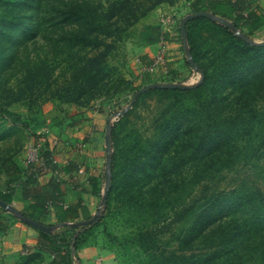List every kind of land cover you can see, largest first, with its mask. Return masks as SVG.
<instances>
[{
	"label": "trees",
	"instance_id": "trees-1",
	"mask_svg": "<svg viewBox=\"0 0 264 264\" xmlns=\"http://www.w3.org/2000/svg\"><path fill=\"white\" fill-rule=\"evenodd\" d=\"M55 1L49 8L57 23H62V47L77 50L91 46L101 50L104 46V53L100 55L104 58L122 38L117 26L122 9L126 8L133 15L132 24L161 2L170 0H146L143 3L116 0L111 3L110 10L104 12L90 0ZM26 3V0L21 3L12 0L0 14V46L4 54L6 37V44L14 45L21 40L23 43L28 36H35L43 23L44 0H39L36 8L24 6ZM16 5L23 12L34 13H16ZM136 5L141 7V12L137 13ZM190 8L191 13L209 11L225 18L233 27L206 17L189 20L186 25L187 52L198 65L196 71L202 74L201 80L184 88H155L142 93L132 108L114 123L111 140L117 150L111 165L112 186L104 208L111 206V192L119 181V142L125 126L137 113L141 100L156 96L153 99L156 117L152 118V127L146 129L145 136L136 128L140 136L134 147L139 150L134 152L124 177L133 179L128 189L133 190L132 197L139 191L134 190L138 179L145 180L143 197L154 209L155 225L143 232L142 238L151 241L160 233H171L177 245L160 254L163 264H264V44H254L249 39L263 16L251 0H193ZM202 21L218 29L228 40L229 48L236 50L234 54L229 50L224 52L213 67L200 61L191 32L193 25ZM15 24L22 31L19 36L14 34ZM148 32L147 41L160 40L159 26L150 25ZM14 56L15 48L4 59ZM174 81L169 79L167 82ZM152 83L133 84L118 75L108 80L105 93L113 97L129 90L130 103L139 89ZM0 115H6L14 122L21 121L19 114L4 107L0 108ZM40 156L45 165L40 172L43 174L54 158L49 152L43 155L41 149ZM31 166L29 179L35 188L30 210L20 214L46 225L42 216L52 207L58 219L75 222L67 226L68 231H72L69 237L39 229L42 243L36 251L51 253L53 264H66L69 257L80 261L77 248L81 232L94 224L77 226L83 220L79 211L81 205L79 202L67 203L64 180L56 176L47 186L39 187L38 176ZM3 168L9 178L6 189L0 190V200L13 204L16 193L13 183L19 180L21 170L10 158L5 160ZM186 172L189 173L188 181L184 176ZM89 181L90 191L100 196L102 181L100 183L97 177ZM186 187H189L187 201L183 199L181 204H172L165 209L166 203L183 197ZM17 218L14 212L0 204V234L3 235ZM30 259L29 256L25 262Z\"/></svg>",
	"mask_w": 264,
	"mask_h": 264
},
{
	"label": "rangeland",
	"instance_id": "rangeland-1",
	"mask_svg": "<svg viewBox=\"0 0 264 264\" xmlns=\"http://www.w3.org/2000/svg\"><path fill=\"white\" fill-rule=\"evenodd\" d=\"M11 1L0 0V14L5 12ZM26 1L24 6L33 5L34 8L39 2V0ZM90 1L104 12L110 10L111 3L116 0ZM137 1L143 3L146 0ZM192 1H163L132 24L130 23L134 18L133 15L128 13L126 8L122 9L118 14L120 18L117 24L122 38L104 58L100 56L104 53L102 52L105 50L104 46L101 50L100 47L91 46L77 50L62 47L63 33L60 27L62 23H57L49 8L56 2L55 0H44L41 13L43 23L37 29L35 36H28L23 43L22 40L16 41L14 45L6 44L8 40L6 37L3 42L6 47L5 54L0 46V108L4 107L19 114L21 121L14 122L6 115H0V190L6 189L9 178L3 168L5 160L10 158L17 163L27 162V154L32 145H39L43 155L47 152L51 153L54 160L59 154L73 159L85 155L96 159L95 157L100 155L96 147L99 142L103 146L101 164L107 175L108 127L111 126L112 129L119 119L120 112L127 108L131 98L129 90L110 97L105 93L107 82L120 75L134 84L137 77L145 82L144 80L148 81L149 78L159 74L160 71L153 73L140 71L142 63H145L142 47L148 43L149 26L157 25L163 36L170 35L174 39L177 38V42L174 43L170 36L165 37L170 45L169 54L171 47L174 49L181 46L183 49L179 54L181 55L179 60L182 61L179 65L180 69H169V64L168 72H161L167 75V78L175 79L174 83L189 86L196 84L193 82V67L189 64L188 44L184 45L180 35V23L191 13ZM251 2L263 16V21L253 29L249 39L253 42L264 41V0H251ZM17 6L14 7L16 13H34L23 12ZM137 8H139L137 13L142 11L141 7ZM164 15L171 16L173 22L164 25L161 22V17ZM1 19L2 17H0V25ZM34 20L31 22L33 23ZM115 20L116 16L112 22L114 23ZM17 26L18 24L14 25L15 36L22 34ZM191 32L200 61L207 66L210 64L213 67L218 61L216 59L228 50L231 54L236 52L233 47L229 48L225 36L209 22H198L193 25ZM14 48V58L4 59ZM171 56L173 55H168L169 63ZM184 71L189 74L182 77ZM154 98L156 96L141 100L137 113L127 122L121 135L117 162L119 181L115 183L111 192V206L107 209L101 206L106 186L104 179L103 192L97 196L94 204V216L98 213L102 214L100 221L81 232L77 253L84 250L90 256L88 260L91 264H163L160 262L163 255L160 254L177 245L170 232L155 235L156 238L151 241L142 238L143 232L155 225L156 217L152 215L154 209L143 197L146 194L145 180L138 179V185L134 190L139 191L136 197H132L133 190L130 192L128 189L131 188L133 179L124 178L134 152L139 150L134 147V144L136 146L138 144L137 138L141 133L145 136L146 129L152 127V118L156 117ZM95 115L99 116L98 119ZM94 118L101 122L103 127L100 135L92 130L95 124ZM84 127H88L87 130L90 131L89 142L86 145L78 142L79 138L71 136V133L74 134ZM136 128L140 130V134ZM78 145L82 146V151ZM110 146L113 160L117 146L112 140ZM146 175L144 177L147 178ZM188 175V172L184 173L187 181ZM188 192L189 187H186L182 192L183 197L166 203L165 209L170 208L172 204H181L183 199L187 201ZM77 226L81 227L78 224ZM62 232L60 230L58 235L65 237L72 235L71 230L66 231L67 233ZM42 257L43 254L35 250L31 253L29 261L24 260L23 263L0 261V264H37Z\"/></svg>",
	"mask_w": 264,
	"mask_h": 264
},
{
	"label": "crops",
	"instance_id": "crops-1",
	"mask_svg": "<svg viewBox=\"0 0 264 264\" xmlns=\"http://www.w3.org/2000/svg\"><path fill=\"white\" fill-rule=\"evenodd\" d=\"M170 35H166L165 37H169ZM174 43L177 42V38L174 39L170 36ZM176 40V41H175ZM160 47L159 41H148L142 47V53L144 56L143 61L149 62L151 58L157 53ZM182 48L177 46L173 49L171 47V54L173 55L170 57V68L169 69H180V64L182 63L181 54ZM175 65V66H174ZM141 71V68H140ZM159 74L154 76V78H149L148 81L144 80L145 82H167L169 78L167 75L163 74L161 71L163 69L156 70ZM165 72V71H164ZM176 73V70H174ZM188 72H182V77L186 76ZM189 74V73H188ZM193 74V73H192ZM139 77L136 78V84L145 83ZM97 116L98 119V115ZM96 118L93 119L95 124L92 127V130L96 132V134L102 133V125L101 122H98ZM88 127H84L82 130L78 132L71 133V136L74 138H79L78 142L82 143L83 145L88 144L89 142V133L90 131L87 130ZM91 130V131H92ZM103 143V142H102ZM98 155L95 157L89 156H81L78 159L68 158L67 156L59 154V157L56 158L50 168L45 171L43 174L38 176L37 184L39 187L47 186L50 180L56 176H59L60 179H63L65 182V192L67 194L68 204H76L80 203L81 208L79 209L81 213L82 221H87L94 216V204L95 200L97 199V194L92 193L90 191V178L97 177L103 182L105 179L104 169L102 168L101 164V153H103V146L98 142L96 145ZM94 159V161H93ZM17 163V162H16ZM20 170V178L19 180L13 183L15 188V195L12 206L17 210L18 213L21 211H28L29 203L31 202V198L33 196V189L34 183H31L29 176L32 166L28 164L26 161L22 163H17ZM76 168L75 170L69 171L70 168ZM89 190V191H88ZM91 200V201H90ZM49 213L47 215L42 216L43 222L47 225L52 227V233H59L61 230L68 231V225H74L75 222L72 221H62L58 219L55 215L53 208L49 209ZM16 214V213H15ZM17 215V214H16ZM18 216V215H17ZM80 221V222H82ZM79 223V222H78ZM77 223V224H78ZM42 243V238L39 232V228L35 227L34 225L24 221L19 216L14 222L11 224L9 229L2 235L0 234V261H5L7 263H21L26 260L32 252L38 250V245ZM40 250V249H39ZM42 252L43 257L37 264H53L54 256L51 253ZM80 261L77 258L69 257V262L66 264H91L88 260L90 256L86 254L84 250L78 252Z\"/></svg>",
	"mask_w": 264,
	"mask_h": 264
},
{
	"label": "water",
	"instance_id": "water-1",
	"mask_svg": "<svg viewBox=\"0 0 264 264\" xmlns=\"http://www.w3.org/2000/svg\"><path fill=\"white\" fill-rule=\"evenodd\" d=\"M198 17H206V18H209L211 20H216L218 23H221V24H223L225 26L233 27V24L230 21H228L225 18H221V17L215 16L209 11H199V12L191 13V14L185 16L182 19L181 23H180L181 36H182V40H183V43H184L185 46H187V44H188V42H187V30H186L187 22L189 20H191V19L198 18ZM241 35H242V33H241ZM251 42L254 43V44H260V45L264 44V41H260V42L251 41ZM188 56L190 57L189 58L190 66L193 67V70H198V65L194 61L193 57L189 53H188ZM201 77H202V74H201ZM187 86H189V85L181 84V83H174V82H154L152 84L144 86V87H142L141 89L138 90V92L135 94V96L133 97L132 101L129 103L127 108L123 109L120 112L119 116L125 114L128 109L132 108V106H133L134 102L136 101L137 97L140 94H142V93H145V92H147L149 90H152V89H155V88H184V87H187ZM110 143H111V126L108 127V137H107V148H108L107 175H106V186H105V191H104V194H103V201H102V205L101 206H104V203H105V201L107 199L108 191H109L110 185H111L112 155L110 153V151H111ZM0 204L2 206H4L9 212L16 213L21 219H23L24 221L34 225L35 227H37V228H39L41 230L48 231V232L52 231V227L44 225V224H42L40 222H37V221H35V220H33V219L29 218V217H25L22 214L18 213L17 210L12 206V204H7V203H5L2 200H0ZM101 215L102 214L98 213L93 218H91V219H89L87 221L79 222L78 225L91 226L93 224H97L100 221ZM74 239H75V237H74ZM72 245L74 246V243Z\"/></svg>",
	"mask_w": 264,
	"mask_h": 264
},
{
	"label": "built area",
	"instance_id": "built-area-1",
	"mask_svg": "<svg viewBox=\"0 0 264 264\" xmlns=\"http://www.w3.org/2000/svg\"><path fill=\"white\" fill-rule=\"evenodd\" d=\"M161 22L164 25H168L173 22L171 16H162ZM160 47L157 51V53L151 58L149 62L142 63L141 65V72L142 73H153L156 72L158 68L163 69L166 73L168 72L169 68V58L168 55L170 53V45L168 41L166 40L165 36L161 35L160 37ZM201 80V74L199 72H196L194 70L193 72V82L197 83ZM57 143V141L55 142ZM78 148L82 151V146L78 145ZM27 163L34 166L33 172L35 176H40V172L42 169L45 168V165L41 159L40 156V147L39 145H32L29 148L28 154H27Z\"/></svg>",
	"mask_w": 264,
	"mask_h": 264
}]
</instances>
